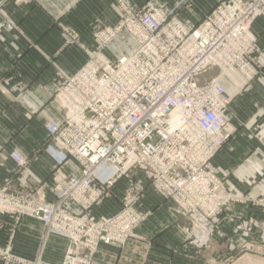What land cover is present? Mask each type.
Listing matches in <instances>:
<instances>
[{
  "label": "built area",
  "instance_id": "built-area-1",
  "mask_svg": "<svg viewBox=\"0 0 264 264\" xmlns=\"http://www.w3.org/2000/svg\"><path fill=\"white\" fill-rule=\"evenodd\" d=\"M117 3L118 23L94 26L93 49L82 46L87 61L58 80L54 98L62 121L44 126L46 141L75 160L81 175L60 181L52 203L42 185L0 189V214L42 223L43 244L53 235L66 241L61 264H93L101 245L121 248L135 238L149 215L138 210L145 192L138 173L188 218L211 220L229 203L248 201L227 187L212 159L229 136L224 113L230 100L221 77L251 82L259 76L250 20L264 15V0H237L235 9L218 4L198 23L149 2ZM120 36L129 49L110 57L108 47ZM10 156L19 168L28 164L15 152ZM122 179L129 184L117 212L92 218L90 209L107 201ZM250 201L264 207V199ZM43 248L27 262L12 254L9 242L0 261L43 264Z\"/></svg>",
  "mask_w": 264,
  "mask_h": 264
},
{
  "label": "crops",
  "instance_id": "crops-1",
  "mask_svg": "<svg viewBox=\"0 0 264 264\" xmlns=\"http://www.w3.org/2000/svg\"><path fill=\"white\" fill-rule=\"evenodd\" d=\"M117 1L0 0V187L21 190L42 185L46 201L52 203L53 190L60 181L81 175L75 160L46 141L44 126L62 121V110L54 98L58 80L74 74L87 61L82 46L93 49L94 26L118 23L121 12ZM123 1L134 7L149 2L158 8L176 9L178 18L192 23H198L218 4L229 9L238 5L237 0ZM250 32L257 40L259 76L251 82L240 75L221 77L230 100L224 113L229 136L212 159L225 175L227 187L248 200L247 204L229 205L230 218L226 213L213 221L188 218L138 173L145 186L138 210L149 215L124 247L101 245L94 264H198L201 259L196 255L203 254V246L208 258L219 263L229 248L264 244L259 230L264 225V208L250 201L264 199V15H253ZM71 36L74 43H70ZM128 49L125 37L120 36L109 45L107 54L114 57ZM13 152L28 165L19 168L10 158ZM128 184L126 179L118 181L111 189L112 197L90 209L91 217L114 214ZM65 206L81 212L71 202ZM12 230L11 249L17 258L34 262L43 246L40 260L61 264L67 243L53 235L43 244L42 223L2 216L0 247L7 245Z\"/></svg>",
  "mask_w": 264,
  "mask_h": 264
},
{
  "label": "rangeland",
  "instance_id": "rangeland-1",
  "mask_svg": "<svg viewBox=\"0 0 264 264\" xmlns=\"http://www.w3.org/2000/svg\"><path fill=\"white\" fill-rule=\"evenodd\" d=\"M11 155V154H10ZM10 158H11V156H10ZM12 159V158H11ZM13 160V159H12ZM27 161V160H26ZM28 165V164H27ZM26 165V166H27ZM4 187H6V186H4ZM4 187H0V189H2V188H4ZM24 187H26V186H23V188ZM11 188V187H10ZM22 188V189H23ZM12 191H16L17 189H15V190H13V189H11ZM18 191H20V189H18ZM112 197V196H111ZM110 197V198H111ZM109 198V199H110ZM108 200V199H107ZM255 200H257V199H255ZM119 204H120V202H119ZM231 204H238V203H229L225 208H224V210H222L220 213H219V215L221 214V213H226L225 215H226V218H230V210H229V208H228V206L229 205H231ZM242 204H247V202H244V203H242ZM259 207H262V206H259ZM119 208V207H118ZM264 208V207H263ZM117 212V211H116ZM115 212V213H116ZM114 213V214H115ZM228 213V214H227ZM230 213V214H229ZM113 215V214H112ZM112 215H110V216H112ZM218 215V216H219ZM3 216V214H0V218ZM110 216H100V217H97V218H94V219H99V218H101V217H110ZM217 216V217H218ZM216 217V218H217ZM197 218H199V217H197ZM216 218H214V219H211V221H213V220H215ZM200 220H202L201 218H199ZM14 228V227H13ZM139 229V228H138ZM243 229H246V230H248L247 228H243ZM260 234L263 236V237H261L262 239H264V225H263V228H261L260 227ZM14 232H15V230H14ZM12 233V232H11ZM12 235H14V233L12 234ZM12 235L10 236L11 238H12ZM11 243L12 244V239H10L9 238V240H8V243ZM8 243H7V245H8ZM6 245V246H7ZM6 246H4V247H0V249H5V247ZM124 247V246H123ZM117 248V247H116ZM122 248V247H121ZM206 250V249H205ZM205 250H204V246H203V249H202V251L201 252H203V254L202 255H196L197 257H199V259H201L199 262L200 263H198V264H264V244L262 245H257L256 247H249V249L247 248V249H245V248H229V250H227L226 251V254H225V257L223 258V259H221L220 261H219V263H217V262H214L213 260H210L209 258H208V253H206L205 252ZM11 252H12V249H11ZM196 253H200L199 251H197ZM13 254V253H12ZM14 255V254H13ZM95 256H96V254L94 255V260H93V264H94V261H95ZM209 259V260H208ZM24 261H26V260H24ZM27 262H30V261H27ZM35 262V261H34ZM41 263H43V264H45L44 262H42V261H40Z\"/></svg>",
  "mask_w": 264,
  "mask_h": 264
},
{
  "label": "bare ground",
  "instance_id": "bare-ground-1",
  "mask_svg": "<svg viewBox=\"0 0 264 264\" xmlns=\"http://www.w3.org/2000/svg\"><path fill=\"white\" fill-rule=\"evenodd\" d=\"M231 76H233V75H231ZM223 86V85H222Z\"/></svg>",
  "mask_w": 264,
  "mask_h": 264
}]
</instances>
